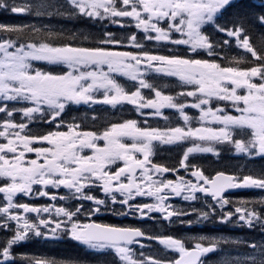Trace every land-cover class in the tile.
Masks as SVG:
<instances>
[{
    "label": "snow or ice",
    "instance_id": "snow-or-ice-1",
    "mask_svg": "<svg viewBox=\"0 0 264 264\" xmlns=\"http://www.w3.org/2000/svg\"><path fill=\"white\" fill-rule=\"evenodd\" d=\"M0 14L27 18L0 19V264H264V0H0Z\"/></svg>",
    "mask_w": 264,
    "mask_h": 264
},
{
    "label": "trees",
    "instance_id": "trees-1",
    "mask_svg": "<svg viewBox=\"0 0 264 264\" xmlns=\"http://www.w3.org/2000/svg\"><path fill=\"white\" fill-rule=\"evenodd\" d=\"M66 26L67 27H76V28H87V26L82 25V24L79 25V26H74L73 24H66ZM258 34H259V27L257 26V30L254 31L252 33V36H251V39H252L253 42L256 41ZM58 251H61V252H63V251H70V252H73V253H79V254L83 255V252H81L79 249H69V248H66V246H61L58 249ZM92 259L94 260L95 264H104V262L106 260H109L110 257L109 256L101 255V256L93 257Z\"/></svg>",
    "mask_w": 264,
    "mask_h": 264
},
{
    "label": "flooded vegetation",
    "instance_id": "flooded-vegetation-1",
    "mask_svg": "<svg viewBox=\"0 0 264 264\" xmlns=\"http://www.w3.org/2000/svg\"><path fill=\"white\" fill-rule=\"evenodd\" d=\"M103 222H108V223H117V224H135L136 221L132 220L131 218H122V219H116L112 218L109 215H105L102 217ZM206 229V228H205Z\"/></svg>",
    "mask_w": 264,
    "mask_h": 264
},
{
    "label": "rangeland",
    "instance_id": "rangeland-1",
    "mask_svg": "<svg viewBox=\"0 0 264 264\" xmlns=\"http://www.w3.org/2000/svg\"><path fill=\"white\" fill-rule=\"evenodd\" d=\"M85 29H86V28H85ZM174 82H175V81H174ZM165 147H168V146H163V147H161V148L163 149V148H165ZM171 178H172V177H171ZM249 191L252 192L251 196L256 194V193H254V192L251 191V190H249ZM177 202H178V201H177ZM211 224H212V223H210V224L207 223V224H206V225H207V228H210L209 225H211ZM196 226H200V225H196ZM202 226L206 227L205 225H202ZM211 226H212V227H217V228H218V226L215 225V224H212ZM157 227H160V229L163 230V226H157ZM176 229L178 230V232H179V231H180V232H183V231L181 230L182 228H181L180 226H178ZM177 230H175V231L177 232ZM184 230H186V229H184ZM183 234H184V235H189V233H187V232H184ZM206 234H210V233L207 232ZM235 234L240 236L239 232H236Z\"/></svg>",
    "mask_w": 264,
    "mask_h": 264
}]
</instances>
